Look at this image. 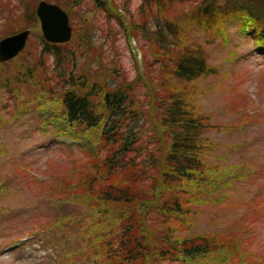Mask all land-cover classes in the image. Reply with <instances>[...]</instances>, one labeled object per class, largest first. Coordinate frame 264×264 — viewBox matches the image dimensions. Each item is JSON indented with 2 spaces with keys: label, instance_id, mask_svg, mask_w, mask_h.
Wrapping results in <instances>:
<instances>
[{
  "label": "rangeland",
  "instance_id": "rangeland-1",
  "mask_svg": "<svg viewBox=\"0 0 264 264\" xmlns=\"http://www.w3.org/2000/svg\"><path fill=\"white\" fill-rule=\"evenodd\" d=\"M56 1L66 9L72 28L66 43L70 44L76 31L79 39L86 37L91 42L95 48L88 49L92 68L97 67V61L103 63L100 73L108 80L106 88L129 85L127 95L138 106L135 111L144 131L148 72H159L149 58L148 41L139 34L127 36L120 22L107 20L95 8L94 0L74 4L73 0ZM38 2L0 0V39L14 33L5 34L15 27L24 26L22 16L29 9L35 17ZM140 4L141 0H116L128 23L145 19ZM34 17L29 16L31 33L22 53L0 62V86L8 84V88L0 87V264H94L97 259L88 253L92 248L83 231L88 225L83 218L91 215L89 220L95 223L106 215L95 213L94 209L103 208L96 200L60 193L62 187L72 188L77 180L74 178L83 174L80 184L96 189L94 169L84 142L60 134L50 116L38 111L40 91L60 84L53 76L57 70L55 57L42 51L40 25ZM216 32L200 28L187 35L201 42L215 69L194 82L195 102L208 122L201 134V176L219 173L220 169L228 173L223 170L221 175L216 174L214 187L188 196L192 213H188V225L183 224L184 234H214L221 240L241 242L249 254L245 259L248 264H264V52L257 51L252 37L237 22L225 25L222 35ZM72 49L76 64L68 68L75 71L83 65L75 44ZM161 79L156 76L151 83ZM98 132L97 128L85 132L96 145L95 150ZM160 145L166 148L163 137ZM145 147L151 149L146 151ZM132 148L126 159L140 163L143 156L156 152L157 139ZM71 179L73 182H69ZM108 207L115 211L110 204ZM92 231L97 233L95 228ZM147 263L159 264L151 260Z\"/></svg>",
  "mask_w": 264,
  "mask_h": 264
},
{
  "label": "trees",
  "instance_id": "trees-1",
  "mask_svg": "<svg viewBox=\"0 0 264 264\" xmlns=\"http://www.w3.org/2000/svg\"><path fill=\"white\" fill-rule=\"evenodd\" d=\"M80 1L73 0V4ZM49 2L63 7L56 0ZM94 2L107 20L116 19L123 25L127 36L139 34L148 41L149 58L159 69L148 72L149 97L144 100L146 126L142 131V119L135 111L138 106L129 100L126 85L106 88L107 79L100 73L103 63L97 61V67L92 68L88 49L95 48L86 37L79 39L76 31L70 44H51L40 36L42 51L55 57L57 70L53 76L60 85L49 91L42 89L38 105L45 114L54 113L60 134L85 141L84 149L89 151V163L94 169L96 189L80 184L83 174L72 188L62 187L60 193L82 194L96 200L103 208L94 209L95 213L106 215L95 223L90 222L91 215L83 218L88 225L82 230L92 248L88 253L97 259L94 264H148L149 260L159 264H248L245 259L249 254L242 243L221 240L214 234H184L188 213H192L188 196L195 197L197 191L214 187L216 174L224 172L220 169L219 173L201 176V134L208 122L195 102L194 82L215 69L201 42L187 34L201 28L222 35L225 25L234 21L252 37L256 49L264 52V0H142L140 8L146 16L140 23L125 22L116 0ZM29 11L22 16L24 26L5 34L28 28L29 16L34 17V11ZM73 44L83 65L75 71L68 68L76 64ZM156 76L162 79L151 83ZM0 87L8 88V84ZM95 128L99 130L97 150L85 135ZM162 137L165 149L160 145ZM153 138L158 145L155 153L143 156L140 163L126 159L132 152H127L129 148L137 149L143 141ZM150 149L145 147L146 151ZM142 176L148 180H141ZM191 181L194 184L187 187Z\"/></svg>",
  "mask_w": 264,
  "mask_h": 264
},
{
  "label": "water",
  "instance_id": "water-1",
  "mask_svg": "<svg viewBox=\"0 0 264 264\" xmlns=\"http://www.w3.org/2000/svg\"><path fill=\"white\" fill-rule=\"evenodd\" d=\"M36 15L45 40L51 43H65L70 40L71 26L68 16L58 5L40 0L36 6ZM29 33V29H24L0 39V61L16 56L24 48Z\"/></svg>",
  "mask_w": 264,
  "mask_h": 264
}]
</instances>
